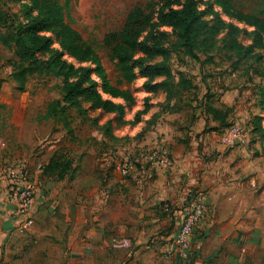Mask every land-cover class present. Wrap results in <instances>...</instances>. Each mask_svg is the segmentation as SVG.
<instances>
[{
  "label": "crops",
  "instance_id": "crops-1",
  "mask_svg": "<svg viewBox=\"0 0 264 264\" xmlns=\"http://www.w3.org/2000/svg\"><path fill=\"white\" fill-rule=\"evenodd\" d=\"M189 82L183 102L144 137H64L73 166L63 181L43 174L57 151L40 158L24 150L28 137H0V264H264V138L225 148L227 127L210 113L229 109V125L259 119L264 128L261 94L224 74L191 73ZM30 138L43 149L55 143ZM159 146L170 149L168 169L142 160L128 176L119 171L125 156ZM22 167L35 198L17 215L10 185ZM199 194L205 216L183 257L173 241Z\"/></svg>",
  "mask_w": 264,
  "mask_h": 264
},
{
  "label": "rangeland",
  "instance_id": "rangeland-1",
  "mask_svg": "<svg viewBox=\"0 0 264 264\" xmlns=\"http://www.w3.org/2000/svg\"><path fill=\"white\" fill-rule=\"evenodd\" d=\"M184 1L180 0L175 8H179ZM197 1L208 14V20L213 19L209 15L211 11L219 15L226 23L242 30L235 36L238 42L245 46L253 45L254 48L248 54L244 51L241 57L224 49L211 58L197 52L199 59H196L185 54L177 32L165 24L150 42L151 47L162 43L170 52L168 67L174 85L168 84L164 74L156 79L158 87L170 88L169 103L165 92L147 88L148 81H151L142 73L143 67L136 62L121 65L104 43L108 35L119 32L125 26L135 8L158 5L159 0H59L66 22L97 50L96 62H81L64 52L55 33L44 26L33 34L27 18L31 0H2L8 18L7 26L0 29V92L6 94L7 102L0 100V137H28L23 141L24 150L40 154V158L54 151H57L56 157H65V143L68 142L64 143V137L67 140L70 137H142L161 113L172 112L183 102L185 92L191 89V73L195 76L200 71L215 76L224 74L230 85L235 80L236 83L259 84L264 78V62H259L260 57L264 58V48L252 34L254 28L245 17L254 15L264 18V0H227L228 10L219 0ZM168 12L169 9L166 10ZM20 29L23 30V41L31 45L37 56L49 65L48 71L32 70L29 63L16 61L15 39ZM161 31L165 36H161ZM225 34L226 31L219 37ZM145 54L138 51L135 59L144 58ZM155 54L157 58H148L145 65L153 66L161 59L157 52ZM151 66L149 68L153 70ZM24 67H28L26 73H22ZM66 78L83 83L85 94L80 98L81 108L70 107L64 102ZM97 101L109 103V106L106 108ZM111 107L114 109L111 110ZM30 137H53L57 144L49 141L48 145L45 142L43 149L37 147V142ZM52 145H55L54 149L47 154ZM254 258L259 260L262 255H254Z\"/></svg>",
  "mask_w": 264,
  "mask_h": 264
},
{
  "label": "trees",
  "instance_id": "trees-1",
  "mask_svg": "<svg viewBox=\"0 0 264 264\" xmlns=\"http://www.w3.org/2000/svg\"><path fill=\"white\" fill-rule=\"evenodd\" d=\"M179 1L159 0V7L152 4L147 7H137L129 14L125 26L119 32L112 33L105 38V45L112 51V54L121 65L128 66L136 62L144 68L142 73L148 76L151 81L147 83L148 89L157 88V91H159L163 87L160 85L158 87L155 83L156 79L162 74L166 76L170 86L174 85L173 75L168 67L171 58L170 52L164 48L162 43L154 44L151 47L150 42L151 37L165 24L177 32L178 39L181 41L180 45L185 50V54L196 59H199L197 52L211 58L212 55L217 54L222 49L226 52H234L238 57H241L244 51L247 54L253 51V45L245 46L235 39V36L242 31L238 27L226 23L212 11L209 15L213 16V19L208 20V14L200 8L197 0H185L179 8H175ZM219 2L225 10H228L229 3L227 0H219ZM167 9H169L168 13H166ZM27 16L33 34H36L44 26L55 33L64 52L73 55L81 62L89 60L96 62L98 60V52L95 47L84 40L82 35L66 22L63 7L59 0H31L30 6L27 7ZM7 18V14L2 7V0H0V29L7 26ZM245 18L249 25L254 28L252 34L256 35L257 42L264 48V18L254 15H247ZM22 31V29L19 30L15 39L17 50L14 51V55L16 61L23 64L29 63V68L32 70L48 71L49 65L37 56L31 45L23 41ZM224 31H226V34L219 37ZM160 33L161 36H165L163 31ZM4 43L7 45V40ZM47 45H49L48 41ZM138 51L145 52V57L136 60L135 54ZM156 52L161 59L155 62L153 66L145 65L148 58H157ZM259 62H264V58L260 57ZM150 66L153 70H150ZM26 70H28V67H24L22 73H26ZM254 86L258 88L261 94L262 109L264 110V78ZM164 89L167 96L166 101L168 100L170 103L171 96L168 91L170 88L164 87ZM64 93L66 104L70 107L81 108L80 98L85 94L81 81H71L66 78ZM97 103L104 105L106 108L109 106V103L102 101H97ZM51 108L54 109V107ZM110 109L113 110L114 108L111 107ZM210 113L215 120L220 121L225 127L232 126L227 121L230 113L229 109L214 108L210 110ZM246 125L251 130L250 145L256 143L258 139L264 138V128L259 119L248 122ZM142 137H144V134ZM72 166L73 161L71 159L63 156L56 157L55 155L49 164L43 168V174L56 181H63L71 171Z\"/></svg>",
  "mask_w": 264,
  "mask_h": 264
},
{
  "label": "built area",
  "instance_id": "built-area-1",
  "mask_svg": "<svg viewBox=\"0 0 264 264\" xmlns=\"http://www.w3.org/2000/svg\"><path fill=\"white\" fill-rule=\"evenodd\" d=\"M225 148H245L251 143V130L247 125L234 124L226 129L220 140ZM145 161L152 169H168L172 165L170 149L166 146H159L155 149L138 150L137 155L130 154L121 159L119 171L128 176L137 163ZM11 200L16 204V214L23 215L30 208L35 198V186L30 180V173L27 167H22L19 174L14 176L10 185ZM206 205L203 196L196 195L191 207L182 221L177 233L173 247L183 256H188L191 238L200 221L204 218ZM30 224V221L27 223Z\"/></svg>",
  "mask_w": 264,
  "mask_h": 264
}]
</instances>
